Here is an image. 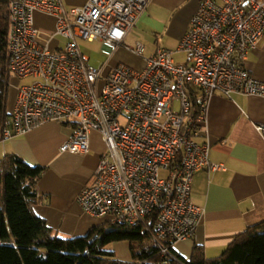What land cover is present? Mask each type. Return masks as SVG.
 Here are the masks:
<instances>
[{"label": "built area", "instance_id": "1", "mask_svg": "<svg viewBox=\"0 0 264 264\" xmlns=\"http://www.w3.org/2000/svg\"><path fill=\"white\" fill-rule=\"evenodd\" d=\"M149 0H10L9 67L17 96L3 139L49 121L74 122L62 151L88 153L91 133L104 136L94 180L78 195L85 213L113 222L145 223L152 213L153 246L168 254L192 238L205 208L191 199L195 174L223 166L210 160L207 111L216 93L264 97V82L245 60L264 37V0H202L177 51L160 47L142 68L124 62L106 72L90 62L80 41L99 39L113 55ZM40 12L54 19L35 26ZM62 37L61 41L58 37ZM135 53L145 46L137 42ZM33 77L30 84L23 78ZM264 135V124L257 126Z\"/></svg>", "mask_w": 264, "mask_h": 264}, {"label": "crops", "instance_id": "2", "mask_svg": "<svg viewBox=\"0 0 264 264\" xmlns=\"http://www.w3.org/2000/svg\"><path fill=\"white\" fill-rule=\"evenodd\" d=\"M64 1L68 6H79L89 0ZM201 1L149 0L124 43L100 66L106 72L118 62L142 68L160 47L179 46ZM53 29L54 23L52 29L46 30ZM128 39L142 42L144 53H135V47L125 44ZM245 65L253 77L264 82V37L250 51ZM16 83L18 80L11 84L10 114L17 96ZM207 118L208 131L199 140L210 142V160L223 167L205 168L194 176L191 199L204 207L205 212L194 236L173 246L185 258H190L195 245L203 247L207 257H217L239 233L264 219V135L257 128L264 124V97L243 93L226 96L218 92L210 99ZM74 134V122L49 121L25 134L0 141V161L5 154L15 152L29 164L45 167L33 210L64 236L84 235L103 223L102 218L82 210L78 195L94 180L101 155L107 150L106 142L101 132L92 131L88 153L62 151L61 146Z\"/></svg>", "mask_w": 264, "mask_h": 264}, {"label": "trees", "instance_id": "3", "mask_svg": "<svg viewBox=\"0 0 264 264\" xmlns=\"http://www.w3.org/2000/svg\"><path fill=\"white\" fill-rule=\"evenodd\" d=\"M9 4L0 0V141L10 118L11 84L17 80L9 67ZM44 171L15 152L0 161V264H264V219L239 233L217 257H207L199 245L190 258L173 247L163 254L153 246L156 212L145 223L106 220L84 235H61L33 210ZM118 243L128 245L129 259L117 256L113 245Z\"/></svg>", "mask_w": 264, "mask_h": 264}, {"label": "rangeland", "instance_id": "4", "mask_svg": "<svg viewBox=\"0 0 264 264\" xmlns=\"http://www.w3.org/2000/svg\"><path fill=\"white\" fill-rule=\"evenodd\" d=\"M40 12H37L35 14V26L36 27H41V28H46V29H52L53 28V20L52 18H49L47 15H44ZM42 14V15H41ZM41 15V16H39ZM133 34V33H132ZM61 41H64L62 37H58ZM181 41V40H180ZM81 47L85 54L89 56L90 62L96 66L102 65L105 61L110 60V52L109 50L105 47V43L102 42L99 39H96L94 41H89L87 39H82L80 41ZM126 45L130 47H136V43L131 41V39H128L127 42L125 43ZM165 47V46H162ZM169 49L175 50L173 56L177 61H186L187 56L185 52L183 51H177L178 45L174 47H166ZM126 50V49H125ZM124 51V50H123ZM125 52V51H124ZM119 63V62H118ZM34 81L33 77H28V78H23L20 80L21 84H30ZM103 222L108 220V218H102ZM117 252V256L123 259H129L130 258V251L129 247L126 243H118L113 245Z\"/></svg>", "mask_w": 264, "mask_h": 264}]
</instances>
